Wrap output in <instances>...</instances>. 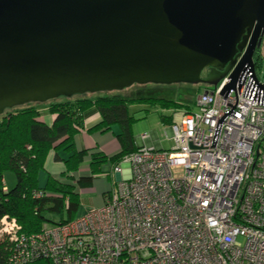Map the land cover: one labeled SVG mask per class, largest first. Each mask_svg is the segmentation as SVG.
I'll list each match as a JSON object with an SVG mask.
<instances>
[{
  "label": "built area",
  "instance_id": "2783aa9c",
  "mask_svg": "<svg viewBox=\"0 0 264 264\" xmlns=\"http://www.w3.org/2000/svg\"><path fill=\"white\" fill-rule=\"evenodd\" d=\"M233 69L172 123L171 149L141 146L113 166L102 206L31 234L3 215L5 264H264V70L226 89Z\"/></svg>",
  "mask_w": 264,
  "mask_h": 264
},
{
  "label": "water",
  "instance_id": "95a60500",
  "mask_svg": "<svg viewBox=\"0 0 264 264\" xmlns=\"http://www.w3.org/2000/svg\"><path fill=\"white\" fill-rule=\"evenodd\" d=\"M263 37L264 0H0V113L234 67L229 89Z\"/></svg>",
  "mask_w": 264,
  "mask_h": 264
},
{
  "label": "trees",
  "instance_id": "16d2710c",
  "mask_svg": "<svg viewBox=\"0 0 264 264\" xmlns=\"http://www.w3.org/2000/svg\"><path fill=\"white\" fill-rule=\"evenodd\" d=\"M255 65L264 66L263 51L258 52ZM134 102L159 103L164 108L181 105L166 97L142 93L124 96L105 92L94 96L76 94L45 102H29L0 113V177L8 169L16 175V184L10 189H3L0 181V219L5 214L16 217L22 232L26 234L40 231L48 222L61 224L74 219L80 208L79 187L90 185L96 175L104 172L102 166L105 163L110 162L114 166L125 155L139 149L134 141V117L129 113V105ZM41 105H47L49 111L56 114L52 125L39 118ZM94 112H99L102 119L91 130L105 131L114 124L120 127L117 137L121 151L111 157L100 152L93 153L91 174L75 178L72 172L79 169L88 151L78 150L74 137L82 127L83 120ZM162 121L172 124L175 122L174 115H162ZM52 149L56 151L55 158L63 159L65 163L62 176L66 180L49 175L46 184L40 186L39 173L44 169L46 157ZM60 150L68 155L62 158L58 154ZM38 189H42L40 197L34 195ZM47 213L59 219L52 221L46 216ZM7 245L6 241L0 242V264L6 263ZM24 264H49V260L38 259Z\"/></svg>",
  "mask_w": 264,
  "mask_h": 264
},
{
  "label": "rangeland",
  "instance_id": "374dc122",
  "mask_svg": "<svg viewBox=\"0 0 264 264\" xmlns=\"http://www.w3.org/2000/svg\"><path fill=\"white\" fill-rule=\"evenodd\" d=\"M263 70V65L257 67L260 76H262ZM212 88H214L213 84L203 82L135 83L119 90L87 92L84 94L94 96L105 92H114L120 93L124 96H132L137 93H142L144 95L166 97L180 103L181 105L177 108H164L159 103L150 102H134L129 105V113L134 117V138H139L140 135L147 133L152 140H156L158 146L160 145L163 149H171L174 143L171 137L172 124L163 122L162 115H174V120L179 121L186 111L196 109V96L199 93ZM85 164L87 163L84 161L83 165ZM109 166V164L104 166V169L107 171L101 173L97 178H94L89 188H82L83 190L80 192V208L77 212L78 215L84 213L89 207H99L104 204L105 199L103 193L105 191H111L115 183L118 181L116 172L111 171L112 166ZM0 181L3 185L14 187L16 184V175L12 170H4L0 177ZM39 183L42 184L43 182L39 181ZM46 216L52 219V221H57L59 219L58 216L51 213H47ZM54 224L55 223L53 222H48V225Z\"/></svg>",
  "mask_w": 264,
  "mask_h": 264
},
{
  "label": "crops",
  "instance_id": "0c3cea01",
  "mask_svg": "<svg viewBox=\"0 0 264 264\" xmlns=\"http://www.w3.org/2000/svg\"><path fill=\"white\" fill-rule=\"evenodd\" d=\"M39 111H40L39 118L44 122H46L48 125H52L55 120L56 114L51 113L48 109V106L45 105H41L39 107ZM101 119L102 117L99 112H94L91 115L87 116L83 120L82 127L74 137V142L77 149L78 150L86 149L88 151L83 159V162L85 161L87 164L83 165L82 162L79 169L77 171L72 172V175L75 178H79L80 176H87L91 174L90 161L93 153L100 152L108 157H111L121 151V144L117 137L118 133L120 132V127L117 124L112 125L109 129L105 131L91 130L95 125H97L101 121ZM140 137L141 135L139 136V138H134L135 145L138 148L141 146H150V145L160 147V145L159 146L157 145L158 143L156 142V140L154 141L150 137L146 139H142ZM58 154L62 158H65L68 155L64 150L58 151ZM55 155H56V151L52 149L49 151L46 157L44 169L41 170L39 173L38 179L39 181L43 182L42 184L39 183L40 186H44L46 184L49 175L57 179L66 180V178L62 176L63 172H65L66 169L65 163L63 159L55 158ZM108 164L113 167V165L110 162L105 163L102 166L104 172L107 171L106 169H104V166ZM116 174L118 176V179H120L121 173L116 172ZM100 175L101 174L96 175L94 178H97ZM91 184L86 187H79L80 192L83 190L82 188L85 189L89 188ZM10 188L12 187H9L8 185L3 186V189L5 190ZM109 192L110 191H105L103 193L104 199Z\"/></svg>",
  "mask_w": 264,
  "mask_h": 264
},
{
  "label": "flooded vegetation",
  "instance_id": "af4514ba",
  "mask_svg": "<svg viewBox=\"0 0 264 264\" xmlns=\"http://www.w3.org/2000/svg\"><path fill=\"white\" fill-rule=\"evenodd\" d=\"M263 48H264V37H263V39H262V44H261V46H258V47L256 48L255 52H254V55H253L254 63H255V58H256L258 52H262V51H263ZM244 50H245V49H244ZM261 50H262V51H261ZM243 52H244V51H243ZM208 69H209V68H206V69L204 70V73H206V72L208 71Z\"/></svg>",
  "mask_w": 264,
  "mask_h": 264
}]
</instances>
